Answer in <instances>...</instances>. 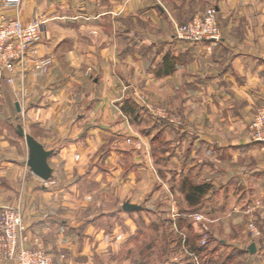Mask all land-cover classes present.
<instances>
[{"label":"crops","instance_id":"1","mask_svg":"<svg viewBox=\"0 0 264 264\" xmlns=\"http://www.w3.org/2000/svg\"><path fill=\"white\" fill-rule=\"evenodd\" d=\"M167 2L22 0L4 10L0 0V14L41 23L39 54L53 59L46 74L28 62L15 68L11 84H0V210L21 211L28 237L53 264H92L89 257L111 248L118 230L95 225L114 218L103 207L110 192L118 204L150 193L148 157L126 142L142 137L120 110L126 100L140 105V93L181 118L169 124L171 183L204 181L213 206L241 203L247 194L240 189L264 195V144L247 132L264 100V0ZM210 7L219 41L174 37L183 15ZM18 126L51 151L49 181L27 166L25 140L12 132Z\"/></svg>","mask_w":264,"mask_h":264},{"label":"rangeland","instance_id":"2","mask_svg":"<svg viewBox=\"0 0 264 264\" xmlns=\"http://www.w3.org/2000/svg\"><path fill=\"white\" fill-rule=\"evenodd\" d=\"M167 3L169 4V0ZM204 13L183 15L184 19L177 23L175 28ZM46 56L53 63L52 57ZM51 65L40 73L49 72ZM72 68L75 66L70 62L65 70L70 72ZM147 97L146 93L137 95L136 100L140 105H135L131 117L125 115L132 131L135 129L136 135L142 137L144 142L139 137H129L126 142L127 148H134L136 152H142L148 157L149 169L154 176V180L151 178V191L139 196H135L133 192L126 195L120 204L114 195L109 193V202L103 207L104 210H109L114 218L109 221L97 218L95 225L103 227L107 233H112L115 228L118 234L110 241L111 248L94 253L89 257V261L92 264H264V195L261 197L259 191L253 195L250 191L240 189V194H247L241 203L224 206H213L208 203L209 199L203 197V207H207L192 212L182 193L186 183L179 179L173 184L169 180L173 179L169 173V124H179L181 118L169 109V103L152 105ZM162 113L164 116H161ZM16 131L17 129H14L13 134H16ZM196 182V185L204 184V181ZM262 192L264 193V189ZM125 204L136 206L137 209L132 212L124 211ZM98 212L94 211V214L97 215ZM196 216L200 219L197 220ZM186 235L196 240L195 245L202 249L199 256L189 253L186 247L181 245V240ZM202 241L206 244L203 245ZM251 244L255 246V253L252 255L249 253ZM40 247L47 254L41 245ZM61 259L64 261L66 257L61 256ZM76 260L84 263L88 259L79 257Z\"/></svg>","mask_w":264,"mask_h":264},{"label":"built area","instance_id":"3","mask_svg":"<svg viewBox=\"0 0 264 264\" xmlns=\"http://www.w3.org/2000/svg\"><path fill=\"white\" fill-rule=\"evenodd\" d=\"M22 0H3L2 9H15ZM216 11L209 8L201 16L177 26L174 37L191 44L219 41L221 30ZM41 23L24 24L0 14V84L13 82L15 68L32 63L33 69L44 72L52 61L39 54ZM161 116H164L162 113ZM165 119V117H161ZM252 142L264 144V100L257 109L248 128ZM197 220L200 218L198 216ZM205 245L206 242L202 241ZM37 239L27 235L21 211L15 207H2L0 210V264H52L51 258L40 247Z\"/></svg>","mask_w":264,"mask_h":264},{"label":"trees","instance_id":"4","mask_svg":"<svg viewBox=\"0 0 264 264\" xmlns=\"http://www.w3.org/2000/svg\"><path fill=\"white\" fill-rule=\"evenodd\" d=\"M168 59V57L164 58L162 64V69L165 73L169 72L167 70L168 68L166 67V65H168ZM121 111L123 112V114L127 115V117H131L134 114L133 112L135 111V104L131 100H126L125 103L121 106ZM183 183H186L185 188L182 190V193H184L185 196V202L191 208L192 212H198L203 207V197L207 196V194L211 190L210 186L207 184L196 185L193 183L187 184L188 182ZM205 207L207 206H204L203 208ZM181 242V245L186 247L189 253H192L195 256H199L202 253V249L195 245L196 240L192 239L190 235H186V237H184Z\"/></svg>","mask_w":264,"mask_h":264},{"label":"water","instance_id":"5","mask_svg":"<svg viewBox=\"0 0 264 264\" xmlns=\"http://www.w3.org/2000/svg\"><path fill=\"white\" fill-rule=\"evenodd\" d=\"M17 134L25 140L27 145V166L30 168L31 172L41 181H49L51 179V169L47 160L52 154L51 151H46L42 145L35 141L30 135L26 134L20 126L17 127ZM136 209V206L129 204L123 206V210L127 212H132ZM249 253L251 255L255 253V246L253 244L249 246Z\"/></svg>","mask_w":264,"mask_h":264}]
</instances>
